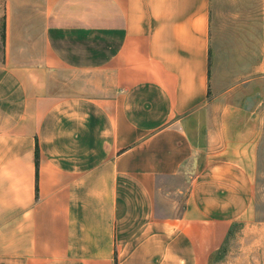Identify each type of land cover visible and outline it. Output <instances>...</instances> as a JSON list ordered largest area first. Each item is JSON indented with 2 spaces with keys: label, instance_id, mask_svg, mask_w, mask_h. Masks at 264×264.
<instances>
[{
  "label": "crops",
  "instance_id": "obj_1",
  "mask_svg": "<svg viewBox=\"0 0 264 264\" xmlns=\"http://www.w3.org/2000/svg\"><path fill=\"white\" fill-rule=\"evenodd\" d=\"M213 46L212 0H7L0 264H264V51L222 74Z\"/></svg>",
  "mask_w": 264,
  "mask_h": 264
},
{
  "label": "rangeland",
  "instance_id": "obj_2",
  "mask_svg": "<svg viewBox=\"0 0 264 264\" xmlns=\"http://www.w3.org/2000/svg\"><path fill=\"white\" fill-rule=\"evenodd\" d=\"M7 0H0V61L3 55L4 15ZM212 36L214 54L220 73H234L246 66L249 58L264 51V0H212ZM253 58V59H254ZM260 102L264 100V80L259 85ZM250 103V100L249 102ZM186 183L180 178L166 181L158 195V215L167 218L178 217L184 202ZM258 217H264V145L259 152V173L256 183ZM256 234V235H255ZM251 233L262 236L264 231ZM237 226L230 233V240L244 237ZM243 247L229 242L212 258V264H234V255H241ZM229 254H232L229 258Z\"/></svg>",
  "mask_w": 264,
  "mask_h": 264
}]
</instances>
